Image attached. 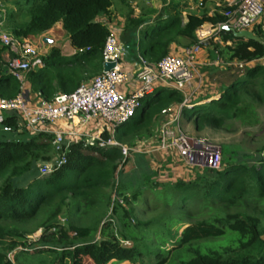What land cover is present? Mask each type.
<instances>
[{"label": "trees", "instance_id": "obj_1", "mask_svg": "<svg viewBox=\"0 0 264 264\" xmlns=\"http://www.w3.org/2000/svg\"><path fill=\"white\" fill-rule=\"evenodd\" d=\"M209 2L170 0L163 12L173 14L166 23L158 15L139 37L145 20L129 18L119 37L123 58L156 64L172 41L196 43V31L210 23L214 31L201 46L211 61H221L209 75L221 93L181 107V118L192 120L197 132L233 130L236 121L255 127L258 108L264 107V14L252 28L257 40L239 38L219 29L228 24L224 12L235 5L221 2L209 14ZM111 5L112 0H23L0 10L2 27L14 37L38 38L60 23L75 49L64 56L52 46L42 56L43 66L26 73L23 88L31 100L70 94L102 73L101 53L111 29L98 18ZM4 51L0 44V97L12 98L21 83L2 61ZM183 100L182 92L157 85L115 130L127 155L120 146L99 148L79 138L65 149V163L44 175L39 167L61 156L53 135L31 134L17 114H5L11 132L0 131V264H264V146L241 160L224 157L219 168L188 166L175 152L177 160L166 153L173 149L156 150L160 126ZM171 161L191 169L173 180L163 174ZM159 189L172 192L166 196ZM158 206L159 214L136 217Z\"/></svg>", "mask_w": 264, "mask_h": 264}, {"label": "built area", "instance_id": "obj_2", "mask_svg": "<svg viewBox=\"0 0 264 264\" xmlns=\"http://www.w3.org/2000/svg\"><path fill=\"white\" fill-rule=\"evenodd\" d=\"M235 9L224 12L229 27L237 31H252L253 26L264 14V0H232ZM1 12H4L0 4ZM205 37L185 47L181 54H168L156 64L140 60L132 71L136 86L131 90L120 91V86L130 82V76L122 67L123 43L110 33L102 49V63H113V67L82 83L70 94L55 95L51 101L43 98L30 99L23 88L26 73L43 66L42 42L30 37L16 38L0 30V43L14 56L9 66L10 73L21 83V91L12 98L0 97V131L11 132L4 124L5 114L13 112L21 119V125L29 133L46 132L53 135L52 145L61 156L51 163L39 167L41 175L65 163L64 152L67 146L79 138L99 148L120 146L114 138L116 128L129 121L141 104V100L151 93L157 85H165L182 92L184 100L179 106H188L189 96L185 88L196 73V57ZM217 61V60H216ZM220 61V60H218ZM221 62V61H220ZM242 67V63H239ZM162 123L160 150L173 149L187 165L219 168L221 155L210 144L188 136L179 125V118ZM171 125H168L170 124ZM107 131L108 137L103 133ZM123 155L127 147L120 146ZM121 167H119L120 169ZM63 219L60 220L62 225Z\"/></svg>", "mask_w": 264, "mask_h": 264}, {"label": "crops", "instance_id": "obj_3", "mask_svg": "<svg viewBox=\"0 0 264 264\" xmlns=\"http://www.w3.org/2000/svg\"><path fill=\"white\" fill-rule=\"evenodd\" d=\"M115 4L112 1V5L109 9L108 15H102L98 19L104 22L111 29V33H113L118 39L122 30L124 29L126 22L129 18L137 19L140 18L145 20L137 30V36H140V30L147 25H153L157 23V16H160V20L158 22H165L171 17L173 12L171 9L169 12H163V10L167 7L170 0H114ZM215 1V2H214ZM221 2H227L228 5L232 4V0H210L208 4L209 14L212 13L213 5L216 7H221ZM122 5L124 6H121ZM121 6V7H120ZM161 14V15H160ZM186 22V12L182 13V24ZM200 31H206L207 34L204 36L206 39L209 38L208 33H213L214 29L212 28L210 23H204L200 29L196 31V37L199 38L198 33ZM31 38V37H30ZM43 38H45L44 41ZM42 42V51L47 52L48 49L52 46H55L60 49V52L64 56H71L75 53V49L70 45V41L65 31L62 29V25L60 23L56 24L52 29L43 33L38 38ZM150 36L146 35L144 43L147 45L149 43ZM186 39H182L179 44H174L172 41L169 46V54L179 55L182 53L183 49L190 45ZM2 61L9 67L13 63L14 56L10 54L7 49L1 55ZM196 61V78L193 79L185 88L186 93L189 96L188 107H192L198 104H203L209 102L214 98H218L221 93L218 89V86L215 82H212V78H209V75L217 68L218 65H215L217 62L211 61L209 50L206 46H202L199 54L197 55ZM140 62V61H139ZM139 62L135 59L126 60L122 59V67L125 71L129 73L130 82L125 86H120V91L131 90L132 87H135L137 84L132 78V71L139 66ZM208 65V66H207ZM211 65V66H209ZM215 66V67H214ZM198 70V71H197ZM165 86V85H164ZM167 87V86H166ZM187 107V106H186ZM179 109H174L177 112ZM173 115V114H171ZM156 150L162 152L158 147Z\"/></svg>", "mask_w": 264, "mask_h": 264}, {"label": "rangeland", "instance_id": "obj_4", "mask_svg": "<svg viewBox=\"0 0 264 264\" xmlns=\"http://www.w3.org/2000/svg\"><path fill=\"white\" fill-rule=\"evenodd\" d=\"M18 1H23V0H0V4L3 5V8H4V6H5V8H14V6L18 3ZM112 1L115 4V1L114 0H112ZM115 6H116V4H115ZM121 6H124V5H122V3H121ZM0 30L6 32L4 30V28L2 27V22H0ZM206 34H207L206 31H200L198 33L199 38L204 37ZM211 34L212 33L210 32V34L208 33L207 36L210 37ZM122 59H123V57H122ZM197 60L198 59L196 57V61ZM219 64H220V61L217 60L215 65H219ZM209 66H211V65H209ZM196 77L197 76H196V73H195L193 79H195ZM258 112H259V116H260V124H258L255 127H251V128L250 127H246L245 128V127H241L239 122L236 121L233 124V127H234L233 130L232 129H230V130H226V129H212V128L206 127L202 131L197 132L194 129V125H193V121L192 120L191 121H186V120L182 119L181 118V112H179L176 115L177 112H175V111H174L173 115H170L164 122L170 121L175 116H178L177 118L180 119L179 120V125H180L181 129L188 136L193 137V138H195L197 140H200V141H204V142L210 144V146L216 148L218 152H220L221 164H222V158H224V157L227 158V159L233 158V160L234 159L241 160L242 154H244V153L257 154L259 149L262 146H264V107L258 108ZM168 125H171V123L168 124ZM161 130H162V128L160 126V128H159L160 137H161ZM1 137H3V135L0 132V138ZM149 142H151L150 139L146 141V144L148 145ZM162 151H164V150H162ZM174 152L176 154H178L177 151H175V150H171V151L167 150L166 151V153L173 154L172 155L173 158L175 160H177V158L174 155ZM166 153H164V154H166ZM164 156H166V155H164ZM263 156H264V151H263ZM185 165H187V164H185ZM156 166H158V165H156ZM188 166H193V165H188ZM168 167L169 168L167 170L163 169L164 172L163 171L162 172H163L164 175L167 174L169 177H172L173 180H174V178H178L181 175H185L187 172H189L188 170L191 169L189 167L183 166L180 163L174 164L172 161H171V163H170V165ZM171 192H172V189H159L158 193L159 194L162 193V194L168 196ZM161 211L162 210H161L160 206H158L155 211H150V212L145 213V214H143V213L141 214V212L137 211L136 212V217L138 219L146 220V219H148L149 217H151L153 215L159 214ZM38 235H39L38 232L34 233L31 236V238H36ZM150 247H152V244L148 243L147 244V248H150ZM150 255L151 256H149V258H151V257L154 258V256H155V254H153V253H150ZM143 261H148V259L143 258ZM33 262H34V260H33ZM174 263H175L174 261H171L169 264H174ZM107 264H116V263H115V261H110ZM121 264H128V262H123Z\"/></svg>", "mask_w": 264, "mask_h": 264}, {"label": "water", "instance_id": "obj_5", "mask_svg": "<svg viewBox=\"0 0 264 264\" xmlns=\"http://www.w3.org/2000/svg\"><path fill=\"white\" fill-rule=\"evenodd\" d=\"M219 29L225 30V31H230L235 37L239 38H247V39H252V40H257V37L252 33V31L249 30H240L237 31L232 27H229L227 25H220ZM45 38H43L42 41H44ZM113 63H104L103 64V70L107 71L113 67Z\"/></svg>", "mask_w": 264, "mask_h": 264}]
</instances>
